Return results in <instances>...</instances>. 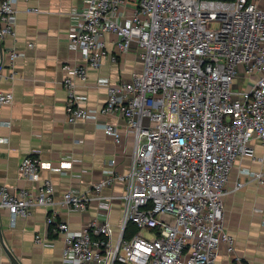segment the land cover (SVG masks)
<instances>
[{
	"label": "built area",
	"instance_id": "obj_1",
	"mask_svg": "<svg viewBox=\"0 0 264 264\" xmlns=\"http://www.w3.org/2000/svg\"><path fill=\"white\" fill-rule=\"evenodd\" d=\"M17 1L0 0V40L15 34ZM70 16L67 41L80 60L61 65L67 121L117 112L124 134L111 123L104 129L118 144L122 135L130 137L129 167L105 169L86 190L70 187L56 197L52 180L39 177L45 164L26 155L19 171L37 187H1L0 209L9 211L12 224L35 207L47 209L66 264H214L221 244L233 252L224 224L229 175L239 156L256 157L253 138L264 145V0H85ZM107 33L119 52L135 42L142 67L129 79L100 77L107 99L93 112L75 79L86 81L88 68L101 65ZM240 67L246 81L238 85ZM12 100V91L0 89V106ZM71 167L72 158L63 155L54 168L66 174ZM251 175L264 183L263 171ZM115 181L125 183L119 225L109 210L78 230L57 219L59 207L83 211L93 199L110 209L103 191ZM243 185L237 181L232 189ZM129 222L136 230L127 234ZM35 241L45 242L39 234ZM235 264L247 263L236 258Z\"/></svg>",
	"mask_w": 264,
	"mask_h": 264
},
{
	"label": "crops",
	"instance_id": "obj_2",
	"mask_svg": "<svg viewBox=\"0 0 264 264\" xmlns=\"http://www.w3.org/2000/svg\"><path fill=\"white\" fill-rule=\"evenodd\" d=\"M33 6L40 10H26ZM16 7L15 34L0 40V89L13 92L12 102L0 106V188L5 186L16 192L21 187H37V181L19 171V163L26 155L38 157L45 164L39 177L52 180L56 197L70 187L86 190L105 169L127 170L133 149L130 137L122 135L118 144L104 129L105 124L111 123L124 134L121 115L98 112L95 118L73 123L66 118L61 65L80 60V54L70 48L67 34L71 10L83 9L85 0H18ZM104 37L107 54L101 65L88 68L86 81L75 79L77 93L93 112L107 99L106 86L98 83L100 77L110 81L129 79L142 67L135 42L128 51L119 52L113 34ZM12 49L20 53L14 59L9 54ZM239 70L237 84L241 85L246 77L243 68ZM251 145L256 157L242 155L236 159L224 197V224L234 237V251L221 244L214 264H235L236 258L247 264H264V183L251 175V171L264 172V145L257 138L251 140ZM63 155L72 158V167L66 174L54 168ZM112 159L114 163L110 162ZM237 181L244 185L232 189ZM124 185L115 181L104 189L103 193L110 196V209L106 207L107 201L93 199L83 211L59 207L57 219L78 230L109 210L112 222L119 225L123 214L119 195ZM47 213V209L38 206L31 215L19 217L12 224L9 211L0 209V264H16L9 253L18 264H66L62 258V235L49 233ZM37 234L44 243L35 241Z\"/></svg>",
	"mask_w": 264,
	"mask_h": 264
},
{
	"label": "trees",
	"instance_id": "obj_3",
	"mask_svg": "<svg viewBox=\"0 0 264 264\" xmlns=\"http://www.w3.org/2000/svg\"><path fill=\"white\" fill-rule=\"evenodd\" d=\"M135 230H136V228H135L134 223L129 222V223H128V228H127V230H126V233H127V234H130L131 232H133V231H135ZM49 233H51V226H50V228H49ZM115 264H124V263L116 262Z\"/></svg>",
	"mask_w": 264,
	"mask_h": 264
},
{
	"label": "water",
	"instance_id": "obj_4",
	"mask_svg": "<svg viewBox=\"0 0 264 264\" xmlns=\"http://www.w3.org/2000/svg\"><path fill=\"white\" fill-rule=\"evenodd\" d=\"M9 255H10L11 259H12L16 264H18L17 261H16V259L11 255V253H9Z\"/></svg>",
	"mask_w": 264,
	"mask_h": 264
},
{
	"label": "rangeland",
	"instance_id": "obj_5",
	"mask_svg": "<svg viewBox=\"0 0 264 264\" xmlns=\"http://www.w3.org/2000/svg\"><path fill=\"white\" fill-rule=\"evenodd\" d=\"M147 234V231H144Z\"/></svg>",
	"mask_w": 264,
	"mask_h": 264
}]
</instances>
